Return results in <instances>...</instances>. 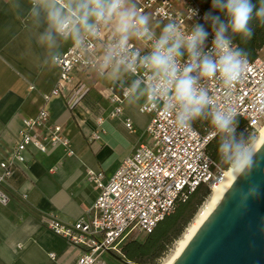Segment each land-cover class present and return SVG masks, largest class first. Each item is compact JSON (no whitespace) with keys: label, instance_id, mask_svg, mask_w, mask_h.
Masks as SVG:
<instances>
[{"label":"clouds","instance_id":"obj_1","mask_svg":"<svg viewBox=\"0 0 264 264\" xmlns=\"http://www.w3.org/2000/svg\"><path fill=\"white\" fill-rule=\"evenodd\" d=\"M219 15L205 13L214 39L205 50L208 31L203 24L182 27L175 19L155 25L136 0H12L18 16L29 21L36 43L46 51L44 65L63 63L64 47L87 57L96 75L129 106L162 111L177 130L190 129L198 120L209 121L218 138L219 162L238 180L249 181L260 168L257 136L237 134L238 111L231 90L249 69L248 53L234 45L239 36H253V21L264 26V0H212ZM191 16L195 11L191 10ZM97 44L99 47H97ZM186 57V59H185ZM223 87L221 106L209 88ZM260 187L248 183L236 193L237 207L246 209L260 197Z\"/></svg>","mask_w":264,"mask_h":264},{"label":"crops","instance_id":"obj_2","mask_svg":"<svg viewBox=\"0 0 264 264\" xmlns=\"http://www.w3.org/2000/svg\"><path fill=\"white\" fill-rule=\"evenodd\" d=\"M11 2L0 0V164L12 154L23 121L45 105L44 96L59 78L57 66L43 64L45 49ZM69 47L65 45L63 51ZM75 87L76 97L68 93L48 104L52 120L72 142L71 154L60 147L46 154L31 150L27 162L13 168L4 186L10 201L0 204V264H76L78 250L47 231L43 218L56 214L72 223L86 216L99 195L88 172L109 179L127 156L148 141L151 115L142 113L141 107L124 100L121 116L112 118L116 108L112 97L123 95L95 73L77 79ZM127 119L133 130L126 127ZM95 134L99 138H93Z\"/></svg>","mask_w":264,"mask_h":264},{"label":"built area","instance_id":"obj_3","mask_svg":"<svg viewBox=\"0 0 264 264\" xmlns=\"http://www.w3.org/2000/svg\"><path fill=\"white\" fill-rule=\"evenodd\" d=\"M136 3L142 12L152 15L154 22L162 24L175 19L182 27L203 24L209 33L205 50L211 48L214 33L210 23L204 20L208 12L199 0H136ZM190 9L196 13L192 17ZM57 67V85L44 96L45 105L39 112L23 121L12 154L0 164L1 205L10 201L4 189L8 177L16 165L27 162L26 155L31 150L46 154L60 147L71 154L72 142L63 127L52 120L48 104L68 93L76 97V80L95 72L87 57L71 47L64 51L63 63ZM208 88L222 106L225 102L223 87L213 80ZM231 100L239 114L237 134L257 135L264 124V49L254 60H249V69L231 90ZM112 102L116 108L111 117L118 118L123 112L124 98L112 97ZM140 110L151 115L146 129L148 141L127 156L109 179L102 173L88 172V179L99 189L88 214L72 223L62 221L56 214L43 218L47 231L78 250L76 264H104L105 256L120 255L126 242L152 234L200 185H207L211 190L224 179L226 170L207 152L214 140L211 126L206 127L205 132L194 125L187 130H177L162 111ZM98 122L102 123L103 119ZM125 124L133 130L130 119Z\"/></svg>","mask_w":264,"mask_h":264},{"label":"water","instance_id":"obj_4","mask_svg":"<svg viewBox=\"0 0 264 264\" xmlns=\"http://www.w3.org/2000/svg\"><path fill=\"white\" fill-rule=\"evenodd\" d=\"M260 149L264 156V142ZM248 183L258 184L261 195L241 210L236 193ZM175 264H264V162L249 181L234 180Z\"/></svg>","mask_w":264,"mask_h":264},{"label":"trees","instance_id":"obj_5","mask_svg":"<svg viewBox=\"0 0 264 264\" xmlns=\"http://www.w3.org/2000/svg\"><path fill=\"white\" fill-rule=\"evenodd\" d=\"M199 1L207 12L223 18L219 10L212 8V0ZM252 3L259 6V0H252ZM252 27L253 36L249 41L243 42L239 36L233 38L234 45L248 53L249 60H254L264 49V26H259L256 21H253ZM193 125L201 132H205V128L211 126L209 121L205 120H198ZM207 152L219 162L218 138L209 144ZM210 193L211 190L207 185H200L186 202L179 203L176 211L157 225L154 232L148 235L144 242L138 240L126 242L121 250V258L134 264H158L159 260L171 249L173 243L181 237L184 229L193 220Z\"/></svg>","mask_w":264,"mask_h":264},{"label":"bare ground","instance_id":"obj_6","mask_svg":"<svg viewBox=\"0 0 264 264\" xmlns=\"http://www.w3.org/2000/svg\"><path fill=\"white\" fill-rule=\"evenodd\" d=\"M263 142H264V124L258 132L257 144H256L257 149H259V147L263 144ZM235 179L236 177H234L230 171L226 170L223 181L220 184H217L212 187L209 197L207 198L202 208L199 210V213L196 216V218L189 225L186 233L179 240L173 255L166 264H175L178 261L185 247L192 240L198 229L202 226V224L211 214L213 209L222 199V197L229 189V187L232 185Z\"/></svg>","mask_w":264,"mask_h":264},{"label":"rangeland","instance_id":"obj_7","mask_svg":"<svg viewBox=\"0 0 264 264\" xmlns=\"http://www.w3.org/2000/svg\"><path fill=\"white\" fill-rule=\"evenodd\" d=\"M258 136V134L256 135ZM207 200V199H206ZM206 200L203 202L202 206L204 205V203L206 202ZM202 206L198 209L197 213L195 214L193 220L196 218V216L198 215L199 213V210L202 208ZM193 220L186 226V228L184 229V232L182 233L181 237L176 240L173 245L171 246V249L168 251V253L166 255H164L158 262V264H166L169 259L171 258V256L173 255L176 247H177V244L179 242V240L183 237V235L186 233L189 225L193 222ZM141 236H144V235H141ZM146 239V237H141L139 238L138 241L140 242H144ZM130 241H135V240H130ZM128 241V242H130ZM117 257H120L121 258V255H115V256H112V255H107L104 257V264H123L121 261L118 260Z\"/></svg>","mask_w":264,"mask_h":264}]
</instances>
